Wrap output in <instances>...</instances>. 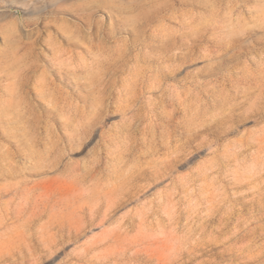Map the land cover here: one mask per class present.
Masks as SVG:
<instances>
[{"label": "rangeland", "instance_id": "374dc122", "mask_svg": "<svg viewBox=\"0 0 264 264\" xmlns=\"http://www.w3.org/2000/svg\"><path fill=\"white\" fill-rule=\"evenodd\" d=\"M263 91L264 0H0V264H264Z\"/></svg>", "mask_w": 264, "mask_h": 264}, {"label": "bare ground", "instance_id": "6f19581e", "mask_svg": "<svg viewBox=\"0 0 264 264\" xmlns=\"http://www.w3.org/2000/svg\"><path fill=\"white\" fill-rule=\"evenodd\" d=\"M68 30L71 31L73 34H75L76 32L78 33L82 31V29L79 26H71V28ZM59 66L60 67L56 68V72L59 74V76H61V78L66 77L68 80L71 79L70 81L77 82L76 80H78L79 78V75L77 73L78 70H72L70 68L65 72L62 69L63 65H59ZM101 77L96 82L98 83L99 86L105 85V83H103L104 80L102 79L103 81H101ZM94 85L96 84H93V86ZM44 86L46 87V89H42V92L40 90L39 95L44 97L49 104H52L54 107H58L59 106L58 97L56 96V94L54 95V92H55L54 90H56V88H49L48 85H45V84ZM190 133L191 132L189 131L188 135H190ZM162 136L163 137H160L159 141L157 142L155 140L143 142L137 138H130L128 140L118 139V138L112 139L113 143L116 144V146L121 147V148H118V150L116 151L105 152L104 156L109 157V159L111 160L110 162L109 161L106 162L107 165L113 162L116 166H118L119 170L112 171V173L108 175L107 180L120 181V183L124 185L146 174L149 168V165L151 163L160 165L158 162L159 161L158 159L161 156L162 149L164 150L168 149L169 144H170L169 137H167L166 135H162ZM140 145H142V147L146 146V149L142 148ZM135 153H138V155H136V157H132V155H134ZM164 157L166 158L168 156H164ZM172 160L173 158L169 160L165 159L164 161L161 160L162 161L161 168L163 171H166L165 169H169L170 163ZM103 164H104L103 159L98 160L96 164L88 167V169L83 174V176H86L89 173H92L91 176H95L97 173H99L100 165H103ZM161 168L154 170V172H151V174L154 176L156 175L160 176ZM132 169L134 171H132ZM122 179H124V182ZM121 189L123 191L126 188L124 186V187H121ZM109 193L111 192L109 191Z\"/></svg>", "mask_w": 264, "mask_h": 264}]
</instances>
